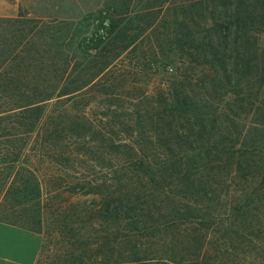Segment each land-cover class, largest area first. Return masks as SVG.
Here are the masks:
<instances>
[{
    "label": "rangeland",
    "instance_id": "374dc122",
    "mask_svg": "<svg viewBox=\"0 0 264 264\" xmlns=\"http://www.w3.org/2000/svg\"><path fill=\"white\" fill-rule=\"evenodd\" d=\"M213 1L117 0L121 13L124 2L129 5V26L131 33L141 35V48L112 60L122 42L102 44L114 63L99 86L45 105L42 136L33 135L30 145L36 144L34 139L47 141L51 151H42L33 165L49 191L68 187L67 194L58 192V203L70 207L69 231L76 248L86 252V264H264V32L251 30L246 36L249 68L236 79L239 85L224 80L213 84L204 77L197 50L211 16L223 12ZM105 2L115 0H0V20L19 21H0V82L9 75L54 77L46 71L40 76L27 72L39 59L69 64L68 76L77 84L94 77L96 62L108 63L107 52L95 57L83 53L79 42L85 27L79 32L77 21L105 9ZM36 21L54 24L37 40L50 42L52 55L36 53V39L18 32L25 27L26 34ZM72 33L73 46L61 47ZM177 79L194 100H215L227 109H208L212 122L206 134L218 151L197 150L204 149L205 138L194 121L181 118L172 126L155 122L169 84ZM14 97L8 86L0 88V112L9 109ZM186 110L194 118V111ZM214 119L224 128L214 125ZM135 122L138 135L134 132L127 140L125 126L136 127ZM185 133L186 143L176 140ZM93 181L103 187L88 184ZM78 183L84 188H74ZM81 190L88 195L72 194ZM99 194L118 199L112 206H122L118 220L99 214ZM19 229L37 237L41 248L42 235Z\"/></svg>",
    "mask_w": 264,
    "mask_h": 264
},
{
    "label": "trees",
    "instance_id": "16d2710c",
    "mask_svg": "<svg viewBox=\"0 0 264 264\" xmlns=\"http://www.w3.org/2000/svg\"><path fill=\"white\" fill-rule=\"evenodd\" d=\"M213 2L217 4V8L218 5L223 7V12L211 16V22L206 30L208 34L197 47L198 58L200 64L203 65L202 71L204 77L209 79L211 77L213 84L228 81L230 85H232V82L239 85L240 81H236V79L245 77V72L249 68V65L246 66V36L251 30L259 33L264 32V9H261V7L264 8V0H215ZM118 3L117 0L113 3L105 2L103 6L106 7L105 9L101 8L98 10L99 13L92 14L91 17H86L83 21H77L78 30L85 27L81 32L83 37L79 42V45L84 48L83 53L95 57L96 55H104L107 52L105 60L108 63L101 62L98 64L97 61L94 77L88 81L78 80L79 83L84 84H77L76 79L68 76L69 64L63 67L60 65L61 63H47V61H40V59L39 61L34 59L33 62L37 61V65H29V71L27 72L34 75L36 72L40 76L46 71L47 73H54V77L40 79L31 75H16L11 78L9 75V80L5 82L1 78L0 88L8 86L15 93V97L13 100L8 98L9 101L12 100L9 109L0 112V222L25 228L42 235L43 242L36 264H86V252L76 248L77 241L69 231V223L71 222L68 219L70 207L58 203L60 198L58 192L64 191L63 194H67L68 187L63 190L49 191L43 184L39 169L33 165V162L39 159V154L42 151L44 154L51 151L50 142L39 141L42 136L39 129L44 114H46L45 105L55 98L71 97V95L88 88H97L100 80L104 75H107L106 73L112 67L114 61L112 63L109 57L111 51L108 50V47L102 48L100 46L104 43L108 44L107 46L112 43L115 44L117 40L122 42V44L116 45L119 53L112 60L118 59V56L127 53L130 49L135 50V53H137L141 48L139 44L142 41L139 39L141 35L136 32L131 33L134 29L129 26L132 23L129 5L124 2L123 7L125 9L122 12L125 13H121L116 8ZM0 21H5L8 24L11 21L19 23L18 19L10 18ZM36 22V25L30 28L26 34H23L25 27H21L18 32L21 37L31 36L34 38L30 41L36 39L35 42H32L37 43L33 48L36 53L41 52L52 55L55 51L52 44L50 42L45 45L39 44L37 40L40 39L38 37L40 33H47L54 24ZM213 33H216V38L212 37ZM120 35H125V39L122 40L119 37ZM73 40L74 33H72L71 38H66L60 46L70 48L73 46ZM25 50L24 48L21 52ZM18 66L22 68L23 65L18 64ZM61 68H64V70L60 71ZM188 94L186 84L179 81V79L169 84L167 96L162 103L163 109L156 112L155 117L157 119L155 122L172 126L173 123L179 122L181 118L186 123L194 121L195 126L202 133L200 137L205 138L204 149H201L200 146L197 150L206 154H210L212 150L218 151L219 146L212 143L213 139L210 138L209 133L206 134L208 125L212 122V119L207 118V115L210 113L208 109L215 108V112H218L224 109V105H219L215 100L204 103L202 100L196 101ZM224 104L228 106V103ZM186 108L194 111V118L190 116L192 113H188ZM181 110H183L182 113H180ZM128 114L138 115L135 111ZM201 114L204 116H201ZM223 114L227 122L233 127L229 113L224 111ZM48 117L50 119L53 116ZM217 122L219 128L223 129L224 123L218 121V119L213 120L214 125ZM135 123L137 124L136 127L133 125L125 126V131L129 134L127 140L134 136V132L138 135L137 131H139L140 125L137 122ZM50 133L54 134V131ZM33 135L39 139H34L33 143L36 142L34 146L30 145ZM185 135L186 133L177 135L176 140L179 139L180 143H186ZM111 144H114L112 140ZM93 183L99 189L103 187V184L95 181L88 184ZM68 186L70 188V185ZM79 186L82 185L78 183L74 188ZM83 188L84 186L81 187V189ZM82 191L81 193L74 191L72 194L88 195V193H82ZM45 196L49 198L47 201H50L47 205L45 204ZM99 199L101 202L96 207L99 214L118 220L120 213H122V206L117 205L112 208L115 203H118V199L110 197L106 200L105 196L100 194ZM64 215L65 217H63ZM48 253L50 254L48 255Z\"/></svg>",
    "mask_w": 264,
    "mask_h": 264
},
{
    "label": "crops",
    "instance_id": "0c3cea01",
    "mask_svg": "<svg viewBox=\"0 0 264 264\" xmlns=\"http://www.w3.org/2000/svg\"><path fill=\"white\" fill-rule=\"evenodd\" d=\"M24 236L33 238V242ZM39 252L37 237L0 222V264H36Z\"/></svg>",
    "mask_w": 264,
    "mask_h": 264
}]
</instances>
